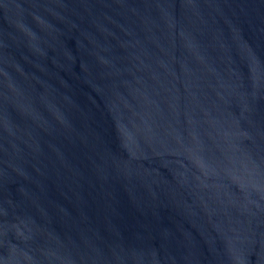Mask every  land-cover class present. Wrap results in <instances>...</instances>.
I'll list each match as a JSON object with an SVG mask.
<instances>
[{
    "label": "water",
    "instance_id": "water-1",
    "mask_svg": "<svg viewBox=\"0 0 264 264\" xmlns=\"http://www.w3.org/2000/svg\"><path fill=\"white\" fill-rule=\"evenodd\" d=\"M0 264H264V0H0Z\"/></svg>",
    "mask_w": 264,
    "mask_h": 264
}]
</instances>
